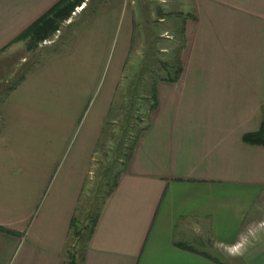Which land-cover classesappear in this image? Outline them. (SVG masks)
I'll return each instance as SVG.
<instances>
[{
    "label": "crops",
    "instance_id": "crops-1",
    "mask_svg": "<svg viewBox=\"0 0 264 264\" xmlns=\"http://www.w3.org/2000/svg\"><path fill=\"white\" fill-rule=\"evenodd\" d=\"M57 1L0 0V264H264V141L243 139L264 121V0H177L173 17L171 0L107 2L10 85L11 47ZM150 5L185 76L143 81L147 121L85 209L113 98L132 83L121 77L131 38L151 37ZM80 215H94L91 231L90 218L78 231Z\"/></svg>",
    "mask_w": 264,
    "mask_h": 264
},
{
    "label": "rangeland",
    "instance_id": "rangeland-1",
    "mask_svg": "<svg viewBox=\"0 0 264 264\" xmlns=\"http://www.w3.org/2000/svg\"><path fill=\"white\" fill-rule=\"evenodd\" d=\"M86 1V0H85ZM86 7L83 9L82 6H76L72 10L68 19L64 20L57 27L58 29L51 32L44 39H34L32 36H26V46L14 45V49H10L9 66L13 68V72L10 73L9 84L14 83V76L18 73V67L22 65L23 62L26 64L36 62L40 64L45 61L49 55L52 54L56 49L66 48L71 46L75 37L78 36L80 31L84 29L88 23L97 17L98 11L103 9V5L107 2L114 0H87ZM122 3L128 7L129 5L141 4L143 5L142 10L145 11L144 4L146 0H121ZM171 17L174 13H178L176 8L178 6H173V1L171 0ZM105 8V7H104ZM155 5H150L148 10L153 11V18H149L150 22L147 23L148 26L152 29L151 37H144L145 33L137 32L134 34L133 39L131 38L129 49L126 52L124 58V65L129 64L131 66L127 72H124L121 77L126 79L131 85L122 87L116 93V96L113 98L110 109H113L110 116H116L114 120L108 124V132H106V138L104 144H100L101 149L97 153H94L93 163L91 164V177L89 179V195L87 207H94L98 203L100 196L107 191L112 184V176L115 171L118 169L122 161L126 159V156L133 144L136 136L140 133L141 128L145 125L147 121L146 115L148 111H145L147 102L144 101L143 94L146 93L149 86L145 87L144 80H157L162 78H178L184 77L181 74L182 62L181 55L177 53L178 45L176 43V38L165 39L160 35L162 24L160 23L159 16L161 12ZM159 12V13H158ZM189 13V12H188ZM157 14V15H156ZM191 14V13H189ZM159 15V16H158ZM170 17V18H171ZM141 35H143L141 37ZM29 43V44H28ZM168 48L169 53L166 49L162 50V47ZM128 47V46H127ZM21 57V58H20ZM25 57V59H23ZM187 58L189 62H192L191 53L188 54ZM180 61V63H179ZM187 61V60H186ZM181 64V70L177 72L179 64ZM16 68V69H15ZM120 77V78H121ZM125 81V80H124ZM137 88H132V84H136ZM135 92V93H134ZM150 95H152L150 93ZM90 208V211L92 210ZM89 211V212H90ZM91 213V212H90ZM90 213H88L90 215ZM80 215V222L77 223L80 227L78 228L79 232L82 225L85 226L90 216ZM85 219H88L86 221ZM75 224V222H74ZM264 224V221L261 223ZM254 231L257 230V225L254 227ZM253 230L244 235L243 240L253 237L255 234ZM77 237L74 238L76 241ZM76 250V244L73 246V249Z\"/></svg>",
    "mask_w": 264,
    "mask_h": 264
},
{
    "label": "trees",
    "instance_id": "trees-1",
    "mask_svg": "<svg viewBox=\"0 0 264 264\" xmlns=\"http://www.w3.org/2000/svg\"><path fill=\"white\" fill-rule=\"evenodd\" d=\"M87 2L85 0H58L54 3L51 7H49L43 14H41L37 19H35L29 26L26 28L24 35L27 36L30 34L34 39H44L46 38L51 32L58 29V25L62 23L64 20L68 19L72 10L78 5H82V9L86 7ZM29 44V43H28ZM180 63V61H179ZM178 63V64H179ZM177 68L181 70V64H179ZM243 139L251 141V142H258L264 141V121L261 123L259 128L253 132L245 133L243 135ZM94 215H91L89 219V223L85 226V233L91 231L92 225L94 222ZM74 218L72 225H74ZM64 264H80L79 260L75 258L74 255L69 257Z\"/></svg>",
    "mask_w": 264,
    "mask_h": 264
},
{
    "label": "built area",
    "instance_id": "built-area-1",
    "mask_svg": "<svg viewBox=\"0 0 264 264\" xmlns=\"http://www.w3.org/2000/svg\"><path fill=\"white\" fill-rule=\"evenodd\" d=\"M82 6V5H79V7Z\"/></svg>",
    "mask_w": 264,
    "mask_h": 264
}]
</instances>
